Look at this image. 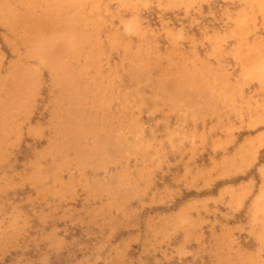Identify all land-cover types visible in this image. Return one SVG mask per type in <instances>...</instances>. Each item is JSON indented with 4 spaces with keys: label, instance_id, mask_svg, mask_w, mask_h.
<instances>
[{
    "label": "rangeland",
    "instance_id": "obj_1",
    "mask_svg": "<svg viewBox=\"0 0 264 264\" xmlns=\"http://www.w3.org/2000/svg\"><path fill=\"white\" fill-rule=\"evenodd\" d=\"M0 264H264V0H0Z\"/></svg>",
    "mask_w": 264,
    "mask_h": 264
}]
</instances>
